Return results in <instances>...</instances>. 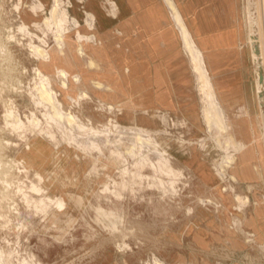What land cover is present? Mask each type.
I'll list each match as a JSON object with an SVG mask.
<instances>
[{
  "label": "rangeland",
  "instance_id": "374dc122",
  "mask_svg": "<svg viewBox=\"0 0 264 264\" xmlns=\"http://www.w3.org/2000/svg\"><path fill=\"white\" fill-rule=\"evenodd\" d=\"M68 1L76 16L87 15L99 36L109 37L124 28L125 8L133 6L135 22L152 5L148 15L165 18L172 37L163 29L171 38L152 44L136 28L126 30L139 76L133 71L115 92V102L129 108L125 115L100 100L89 68H76L72 88L50 73L57 118L41 100L36 74L38 58L60 42L53 24L44 16L24 27L20 0H0V264H264V0H194L206 29L240 32L237 48L224 46L212 60L205 52L224 122L246 141L229 164V133L208 127L200 82L183 48L178 14L196 40L185 1ZM60 43L67 52L77 47ZM109 61L126 68L114 58L97 59L96 67ZM38 142L43 149L36 155L30 148ZM194 146L212 167L205 178L183 159ZM165 148L168 163L182 171L174 183L155 171ZM246 163L238 176L236 166Z\"/></svg>",
  "mask_w": 264,
  "mask_h": 264
},
{
  "label": "bare ground",
  "instance_id": "6f19581e",
  "mask_svg": "<svg viewBox=\"0 0 264 264\" xmlns=\"http://www.w3.org/2000/svg\"><path fill=\"white\" fill-rule=\"evenodd\" d=\"M17 7H18L19 15L23 21L24 27L31 28V27L38 26L42 18L45 16V20L51 21L50 26L53 24L55 35L58 41L60 42L62 41V43L65 42L66 45L68 43L70 47H72L74 41L77 42V47L75 48V51L67 52L60 45L61 43L59 42L55 44V46H53L51 49H49L48 53L44 57L38 58L40 61V64H39V67L37 68L36 74L41 79L40 85L38 88L39 95L42 101L50 104L53 107L57 118L60 117L61 114L56 109L55 95H54L55 92L52 87V78L50 76V73H55L61 76L63 78V83L67 84V88H72L79 80L78 74L75 72L76 68L84 69V67H87L91 70V74L95 76L91 80L93 85L95 87L100 88L99 90L103 92V95L100 98V100L104 104H107L108 107L110 108L119 107L118 110H120L122 114L124 115L127 114V112L129 111L128 106L120 105L119 103L115 102L116 101L115 92L120 86L119 82L123 80L124 81L130 80L132 72L134 71V66H133L134 57L130 49L131 47L129 46V45L132 46L134 42L131 39L128 42L125 41V38L127 36H130L126 32V30L130 29L129 28V24H130L129 16L133 12L132 8L130 9L125 8L123 10L124 13L129 12L123 24L125 29L122 28L121 30L119 29L115 30L116 35H111L109 37V35L103 32H101L99 36V32L96 29V24L93 21L89 20V17L87 15L76 16L68 0H55L52 6H46L44 3V0H34L30 5H26L25 0H20V3L17 5ZM58 7H60V10ZM46 13H51V14L46 16ZM81 18L83 19V22H80ZM176 20L179 22L178 29H179V32H181L182 34L181 40H182L184 51L189 56L191 60L192 69L197 74V77L200 82L199 89L203 93V101H204L203 110H204V116H205L204 118L206 120V123L209 128L217 124L222 132H228L230 140L232 141V145L234 146V152L232 153L231 156H229V159L227 162V164H229L236 158L237 152L245 146L246 141L237 140L234 134V131L233 130L229 131V126L226 125L224 122L225 111H224V108L218 102V99L216 98V95L214 92V85L212 83L210 68L206 63L207 60H205L206 59L205 57L206 49L197 44L196 40L194 39L192 33L189 30V26L182 19L181 14H178L176 16ZM132 21L134 22V20ZM135 24H136V27H138L137 23ZM146 45L143 44V46H146ZM39 50L41 51L42 49H38V51ZM115 55L120 56V57L116 59V57H113ZM111 58H114L115 61H117V64L121 62L120 61L118 63V60L121 59L122 62L126 63V68H124L123 71H118L115 69L116 65H114L112 61H109V64L106 65L102 70L101 69L99 70L96 67L98 65L96 63L97 59L107 60ZM121 64L123 63H120V65ZM171 68H170V71H171ZM134 73L138 75L136 70L134 71ZM146 77L150 78L147 75ZM154 77L157 78L156 74ZM183 79L184 78H182V80ZM128 82L129 81H127V83ZM258 84L261 85L259 81H258ZM156 85H159V84H156ZM139 86L140 85H137V87ZM151 86L152 85H150V87ZM133 90L135 89H132V91ZM133 92L135 93V91ZM160 102H163V100ZM251 124H253V121H251ZM42 149H43V145L40 142L34 145L32 149L30 148L32 153L36 152V155L42 153ZM160 152H161V155L163 154L165 156V159H163L160 165L155 166L156 168L155 171L160 176L161 175L170 176V178L172 179V183H174L175 177L178 174H181L182 171L180 169H174L168 163L171 157V153L169 149L165 148V149H162ZM183 159L184 161L188 163L190 167H192L193 170H197L201 178H205V176H208V170H207L208 168L212 170V167L203 158H201L200 153L198 152L195 146L191 148L190 155H187L186 153ZM27 165H30V164H27ZM138 166L140 165H137V167ZM36 174L38 175L39 179L44 180V176L41 172H36ZM141 180H142V175L139 174L137 183L140 186H141L140 184ZM160 180L162 182V179ZM126 185H127V182L123 180L120 183V190L126 187ZM35 188L37 189V191H44V188L41 186L40 187L36 186ZM60 205H62V203H60ZM103 214L108 215L106 211H103Z\"/></svg>",
  "mask_w": 264,
  "mask_h": 264
},
{
  "label": "crops",
  "instance_id": "0c3cea01",
  "mask_svg": "<svg viewBox=\"0 0 264 264\" xmlns=\"http://www.w3.org/2000/svg\"><path fill=\"white\" fill-rule=\"evenodd\" d=\"M183 1H185L184 5H183V12L186 14V11H185V5H186L187 8L189 7V11H191L193 13L192 17L195 18V24L193 26L191 25V28H192L193 32L195 33L196 40L198 41V43L201 46H203V43H205L207 45V49L205 50V52L207 54V58L212 60L213 59L212 57H214L215 54H217V51L220 50L224 46H226V47L227 46H233L235 48H237L239 46L238 43H236L237 40L239 39V35H240V32L237 30V28L236 29L233 28L229 32L218 31L217 28H215V31H211L210 29H206V27H204L200 23V15L196 11L195 1L194 0H183ZM131 6H132V4H131ZM151 6L148 7L145 10V13L142 16H140V18L138 17L137 21H135L134 23L130 19V26L129 27H131V29L136 28L138 30L137 31L138 33L136 35L139 39L142 38L145 40H151L152 44L155 40L159 41L160 44H164L165 39L169 40L172 37V29L167 27V26H164L165 18H163V17H161L160 19H158L156 21H153V18L150 15H148L149 12L151 11ZM132 8H133V6H132ZM133 10H134V8H133ZM186 18H187L188 22H190V18L188 16H186ZM146 20H149L150 22L148 21L146 24V22H145ZM143 22H145V24H146L145 27L143 26L144 25ZM135 23H137V26L139 28L136 27ZM166 28L171 29L170 30L171 31V37H169V38H166L162 34V30L166 29ZM196 30H198V32H196ZM140 36H142V37H140ZM159 47L161 48L162 45H160ZM155 52H158V51H155ZM247 163L246 164H238L236 166V174L238 176L239 175L241 176V174H242L241 170H242V168L247 166Z\"/></svg>",
  "mask_w": 264,
  "mask_h": 264
}]
</instances>
